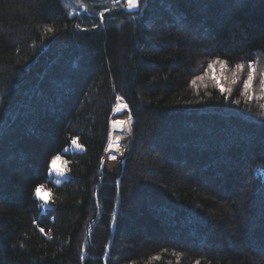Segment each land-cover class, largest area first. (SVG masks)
Segmentation results:
<instances>
[{
    "label": "trees",
    "instance_id": "16d2710c",
    "mask_svg": "<svg viewBox=\"0 0 264 264\" xmlns=\"http://www.w3.org/2000/svg\"><path fill=\"white\" fill-rule=\"evenodd\" d=\"M84 3L0 0V264H264V0Z\"/></svg>",
    "mask_w": 264,
    "mask_h": 264
},
{
    "label": "snow or ice",
    "instance_id": "6c2138e0",
    "mask_svg": "<svg viewBox=\"0 0 264 264\" xmlns=\"http://www.w3.org/2000/svg\"><path fill=\"white\" fill-rule=\"evenodd\" d=\"M114 2H119V0H114ZM127 4L129 7H133V8H137L139 7V0H127ZM107 11V9L105 10ZM100 18L103 19L104 18V11L100 12ZM93 27H98V25H93ZM241 38L243 42H247L248 38H249V34L247 32H241ZM227 63L224 60H221L219 57H217L216 59L212 60L208 65H207V70L204 72L203 75H197L194 77V79H192V85L195 87H198L197 82L198 81H203L206 78H211L212 80H214L217 85L220 87V90L222 92L225 91H230L229 89H225L223 87L222 84H220V80L224 77V72L227 70ZM236 70L238 72H242L246 70V79L243 81V90L246 94H251L252 93V89H253V84L254 81L257 78L258 72H257V61L255 60H250L247 65H245L244 63H238L236 65ZM235 75V73H234ZM259 75L264 76V73H260ZM262 84H264V81H262ZM119 99V98H118ZM237 103H239L237 101ZM124 108H127V105L125 104L123 106ZM131 119V117H130ZM72 144L79 149H83V145L77 143L76 138H73L72 140ZM111 147V146H110ZM64 152H67L68 149L65 148L63 149ZM112 159H115V156L111 157ZM60 159V156H54L52 158L53 160V164L55 162V160ZM56 172H60L61 174H63V172L65 170L62 169H54ZM119 183V182H117ZM43 185H39L36 187L35 189V194L40 197L41 200H43L45 203H48V198L41 195V189L43 188ZM113 219H115V217H113ZM39 231L41 233H45V229L44 228H39ZM46 235V233H45ZM260 254L262 256H264V248L261 249ZM196 264H199V261L196 262Z\"/></svg>",
    "mask_w": 264,
    "mask_h": 264
},
{
    "label": "rangeland",
    "instance_id": "374dc122",
    "mask_svg": "<svg viewBox=\"0 0 264 264\" xmlns=\"http://www.w3.org/2000/svg\"><path fill=\"white\" fill-rule=\"evenodd\" d=\"M68 1V0H67ZM70 1V0H69ZM85 1V5L82 4V7L80 8V12H84V13H90L89 8L91 6L94 5H105V6H116L117 4H124V5H128L127 4V0H119V2H114V0H84ZM104 7V6H103ZM109 9H113V8H109ZM78 9L76 7H71V14H74ZM102 11L106 10L104 8L100 9ZM99 12V14H100ZM123 103L119 102L116 106L113 118H112V123H111V143H113L116 139L117 136V131H119L121 124L123 121L128 120V111L126 108L123 107ZM78 143V142H77ZM80 144V143H79ZM68 151L67 152H71V151H82L84 149H79L76 148L73 144H71L70 146L67 147ZM54 169H62L65 170L64 164H62V161L59 160H55L54 164L52 162L51 164V168H50V174L54 175L55 177H57V182L61 183L63 180H65L67 178V172L66 170L63 172V174H61L60 172H56ZM41 195L45 196L48 198L47 192L44 191V189H41ZM38 197V196H37ZM40 199V197H38ZM49 199V198H48ZM41 200V199H40ZM43 202V208H46L49 206V201L48 203H45L43 200H41Z\"/></svg>",
    "mask_w": 264,
    "mask_h": 264
},
{
    "label": "water",
    "instance_id": "95a60500",
    "mask_svg": "<svg viewBox=\"0 0 264 264\" xmlns=\"http://www.w3.org/2000/svg\"><path fill=\"white\" fill-rule=\"evenodd\" d=\"M140 1V0H139ZM139 8V7H138ZM129 11H137L138 9L137 8H133V7H130L129 9H128Z\"/></svg>",
    "mask_w": 264,
    "mask_h": 264
},
{
    "label": "bare ground",
    "instance_id": "6f19581e",
    "mask_svg": "<svg viewBox=\"0 0 264 264\" xmlns=\"http://www.w3.org/2000/svg\"><path fill=\"white\" fill-rule=\"evenodd\" d=\"M56 179V178H55Z\"/></svg>",
    "mask_w": 264,
    "mask_h": 264
}]
</instances>
